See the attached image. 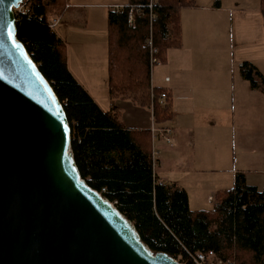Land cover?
I'll return each instance as SVG.
<instances>
[{"label":"trees","instance_id":"16d2710c","mask_svg":"<svg viewBox=\"0 0 264 264\" xmlns=\"http://www.w3.org/2000/svg\"><path fill=\"white\" fill-rule=\"evenodd\" d=\"M68 3L28 0L25 13H13L17 39L63 106L81 178L133 223L152 251L165 252L182 264H193L192 254L209 250L223 264H264V179L259 190L237 173L233 186L218 192L208 211L189 209L185 190L158 184L150 161L149 132L124 128L116 108L102 110L67 68L65 44L48 20L61 16ZM193 6L195 0H126L107 10L111 98H131L152 107L157 123L169 118V92L150 83V47L163 61L168 49L180 42L181 10ZM261 7L264 13V0ZM242 67V75L255 87L251 73L261 77L259 72L249 62ZM162 92L165 98L160 102Z\"/></svg>","mask_w":264,"mask_h":264},{"label":"water","instance_id":"95a60500","mask_svg":"<svg viewBox=\"0 0 264 264\" xmlns=\"http://www.w3.org/2000/svg\"><path fill=\"white\" fill-rule=\"evenodd\" d=\"M0 0V264H182L81 178L53 88Z\"/></svg>","mask_w":264,"mask_h":264},{"label":"crops","instance_id":"0c3cea01","mask_svg":"<svg viewBox=\"0 0 264 264\" xmlns=\"http://www.w3.org/2000/svg\"><path fill=\"white\" fill-rule=\"evenodd\" d=\"M125 3L116 1L69 2L68 9L73 4H76L75 7L80 9L79 12L75 10L73 16L84 20L82 32L72 30L73 34L71 35H75V39L70 47L68 35L59 33L54 28L53 30L65 44L66 64L69 72L93 101L102 110L114 106L120 113V120L124 128L137 132H149L151 149L158 150V163L153 169L154 174L162 183L185 190L189 206V187H196L192 192L203 191L204 179L199 174H215L206 172L207 170L204 168L209 166L207 164H212L211 166H216L222 171L216 172L221 174L220 176H216L212 181L209 180L212 186H216L224 180L226 182L231 180L234 183L235 175L238 172H243L234 169V163L225 165L224 156L219 154L220 148L224 144V139H220L221 132L219 130L224 129L226 119V76L219 75L220 64L217 59L221 49L219 25L222 24L226 13H231V10L225 11L227 7L219 5H199L185 7L181 10L180 42L168 49L159 74L154 81L150 79L151 86L165 88L170 97V116L166 121L157 123L154 121L152 108L141 106L138 101L131 98H111L109 93L106 42L107 10L110 5L121 6ZM88 28L89 30H87ZM91 30H98L102 37L95 40ZM256 48L258 47L255 45L254 49ZM70 55L74 61L73 70L70 67ZM243 62L251 63L261 77H258L254 72L251 73L256 82L255 87L242 74L248 85L245 81L239 80L236 87L235 79L232 77L231 97L232 100L235 98L234 89L236 87L238 108L242 105L244 109L250 111L253 109L255 112L259 98L264 97V83L262 82L264 67L251 59ZM241 67L242 64H240V73H242ZM88 69L91 72H88ZM100 73L101 75H98ZM165 77H168L167 81L164 80ZM100 97L105 99V103L107 102L105 107L97 103V98ZM152 126L169 127L172 131L170 142L164 143L160 137L153 139ZM217 129L219 134L214 132ZM219 140L221 145L217 146ZM210 168L212 171L217 170L214 167ZM192 174L197 175L191 176ZM223 174L225 175L223 176ZM189 177L191 180L188 183ZM245 181L247 183L246 176ZM208 183L206 181L205 186Z\"/></svg>","mask_w":264,"mask_h":264},{"label":"rangeland","instance_id":"374dc122","mask_svg":"<svg viewBox=\"0 0 264 264\" xmlns=\"http://www.w3.org/2000/svg\"><path fill=\"white\" fill-rule=\"evenodd\" d=\"M70 3H92L93 1H116L117 3L126 2V0H68ZM196 6L213 5L227 7L231 13H226L220 28V51L217 59L219 60V75L226 76V98L225 109L226 119L224 129H220V139H224V144L220 148V156H224L225 165L234 163V169H238V173H243L247 177L248 184H254L259 190L263 187L264 177V97H260L257 102L255 112L244 109L243 106L237 104L236 87L239 80L248 82L240 73V64L245 60L256 61L257 64L264 67V13L261 7V0H195ZM70 5V4H69ZM66 6L65 13L57 16V22L54 29L59 33L67 34L69 39V47L73 45L75 35L73 29L82 32L84 30V20L74 17L73 13L79 8L76 4L68 9ZM122 6V5H121ZM120 7L119 5H110L109 9ZM87 28V26H85ZM89 30V28L87 29ZM94 33V39L101 38L98 30H91ZM64 39V38H63ZM258 47L254 49V47ZM105 46V45H104ZM70 67L74 69V61L70 55ZM163 61L155 64L150 69V79L154 81L159 74V70L163 65ZM243 68V67H241ZM88 72H91L88 69ZM97 72V71H96ZM98 73V72H97ZM89 74V73H88ZM98 75H101L98 74ZM235 79L234 99L232 100L231 78ZM97 95V93H95ZM105 94V90H104ZM262 100V101H261ZM97 103L102 107L107 105L104 98H97ZM231 106V107H229ZM219 129V128H218ZM218 129L214 132L218 133ZM210 133V131H209ZM217 136V135H216ZM166 143V142H164ZM169 143V142H168ZM263 145H260V144ZM220 140L217 146H220ZM157 150V149H156ZM158 151V150H157ZM158 154V152H157ZM156 154V158H157ZM158 163V159H157ZM206 172H214L215 174H199L204 179V187L201 192H192L195 186L189 187V209L212 210L215 205V196L218 192L230 189L233 186L231 180H225L216 186H212L211 181L220 176L217 174L222 172L220 168L207 164ZM157 166V164H156ZM155 166V167H156ZM214 167L215 170H211ZM155 169V168H154ZM217 172V173H216ZM197 174H192L194 176ZM225 174H223L224 176ZM188 178V183L190 182ZM211 180V181H209ZM209 183L205 186V182ZM258 185V186H257ZM193 188V189H192ZM210 195V196H209Z\"/></svg>","mask_w":264,"mask_h":264},{"label":"built area","instance_id":"2783aa9c","mask_svg":"<svg viewBox=\"0 0 264 264\" xmlns=\"http://www.w3.org/2000/svg\"><path fill=\"white\" fill-rule=\"evenodd\" d=\"M26 1L28 0H21L18 4V6L16 8H14L13 10H16L17 12H22L25 13L24 11V5L26 3ZM68 6V4L66 5ZM128 21H131V17L129 16ZM57 22V17H52L48 20V26L50 28H54L55 24ZM156 53V49L151 48L150 47V69L153 65L155 64H159V60L154 56V54ZM165 81L168 80V77L164 78ZM153 90L150 89V97L153 98ZM165 98V93H160L158 95V99L160 102H162ZM152 108V107H150ZM151 134H152V138H156V137H160L164 142L168 143L171 140V136H172V131L169 127H158V126H152L151 127ZM157 150L155 148L151 149L150 152V161H151V165L152 168L154 169L156 164H157V158H156V154H157ZM156 182L158 184H161L162 182L160 180H156ZM103 191V189H102ZM99 194H101V192L97 191ZM102 195V194H101ZM191 259L193 264H223V262L217 258L215 256V254L213 253V251L209 250L208 252H196V254H192L191 255Z\"/></svg>","mask_w":264,"mask_h":264}]
</instances>
